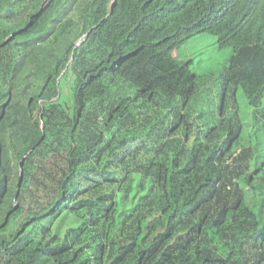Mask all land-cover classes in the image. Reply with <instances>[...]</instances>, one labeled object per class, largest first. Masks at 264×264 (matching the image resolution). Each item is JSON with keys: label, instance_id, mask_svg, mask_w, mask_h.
<instances>
[{"label": "trees", "instance_id": "16d2710c", "mask_svg": "<svg viewBox=\"0 0 264 264\" xmlns=\"http://www.w3.org/2000/svg\"><path fill=\"white\" fill-rule=\"evenodd\" d=\"M113 2L0 0V264H264V0Z\"/></svg>", "mask_w": 264, "mask_h": 264}, {"label": "rangeland", "instance_id": "374dc122", "mask_svg": "<svg viewBox=\"0 0 264 264\" xmlns=\"http://www.w3.org/2000/svg\"><path fill=\"white\" fill-rule=\"evenodd\" d=\"M232 54V47H219L217 36L208 32H202L188 39L176 51L179 60L188 61L189 67L199 73L206 74L219 70ZM35 74L44 77L48 71V65L43 61L36 64ZM72 79L62 81L60 85L61 99L70 102V90ZM240 115L243 122V139L248 145L256 149L252 160V167L260 165L258 175L264 177V129L257 128L253 119V108L244 95L241 88L238 90Z\"/></svg>", "mask_w": 264, "mask_h": 264}, {"label": "water", "instance_id": "95a60500", "mask_svg": "<svg viewBox=\"0 0 264 264\" xmlns=\"http://www.w3.org/2000/svg\"><path fill=\"white\" fill-rule=\"evenodd\" d=\"M116 3V0H114L112 6ZM89 32H87L85 35H83L79 40L78 42L76 43V46L74 48V51L72 53V57H71V61L73 60L74 58V52H75V49L77 48V46L88 36ZM15 34L13 33L10 37H8L6 39L5 42H7L11 37H14ZM4 44V43H3ZM42 117V115H41ZM26 156H24L21 160H20V163H19V167H20V179H19V185L21 184L22 182V179H23V175H24V170H23V164H24V160H25ZM15 200H17V196L15 197ZM17 207V204L15 205L14 209ZM8 216H9V213L7 214L6 216V220L8 219Z\"/></svg>", "mask_w": 264, "mask_h": 264}, {"label": "clouds", "instance_id": "9594fccd", "mask_svg": "<svg viewBox=\"0 0 264 264\" xmlns=\"http://www.w3.org/2000/svg\"><path fill=\"white\" fill-rule=\"evenodd\" d=\"M48 0H46V2H47ZM78 42V41H77Z\"/></svg>", "mask_w": 264, "mask_h": 264}]
</instances>
